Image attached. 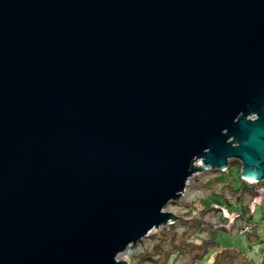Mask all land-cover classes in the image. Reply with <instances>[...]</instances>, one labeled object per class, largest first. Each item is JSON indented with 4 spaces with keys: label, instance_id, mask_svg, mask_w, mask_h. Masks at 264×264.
Segmentation results:
<instances>
[{
    "label": "water",
    "instance_id": "95a60500",
    "mask_svg": "<svg viewBox=\"0 0 264 264\" xmlns=\"http://www.w3.org/2000/svg\"><path fill=\"white\" fill-rule=\"evenodd\" d=\"M231 157L264 179V0H0V264H131Z\"/></svg>",
    "mask_w": 264,
    "mask_h": 264
},
{
    "label": "rangeland",
    "instance_id": "374dc122",
    "mask_svg": "<svg viewBox=\"0 0 264 264\" xmlns=\"http://www.w3.org/2000/svg\"><path fill=\"white\" fill-rule=\"evenodd\" d=\"M227 166L237 173L234 176L228 172L225 182L218 178V171H222L218 168L191 174L182 194L164 207L179 216L153 228L133 245L132 253L128 247L118 257L131 264H163L165 260V264H264V179L243 176V162L237 157L229 158ZM235 179L236 183L232 182ZM210 197L211 202L207 199ZM194 212L202 215L203 228L217 227V247L203 251L199 243L204 232L199 237L184 233ZM220 248L237 251L238 257L226 262ZM196 254L199 256L194 258Z\"/></svg>",
    "mask_w": 264,
    "mask_h": 264
},
{
    "label": "trees",
    "instance_id": "16d2710c",
    "mask_svg": "<svg viewBox=\"0 0 264 264\" xmlns=\"http://www.w3.org/2000/svg\"><path fill=\"white\" fill-rule=\"evenodd\" d=\"M218 172H219L218 178H220L222 180L221 182H225L226 181L225 180L226 179V174L228 172H229V174H232L234 176H235V173H237L235 171V168H230L228 166L224 170L218 171ZM240 180L243 181L244 178H241ZM235 181H236V179L233 180L232 182L236 183ZM231 185L233 186L234 184L232 183ZM207 199L210 201L211 200V197L210 198H207ZM218 199H220V198L218 197ZM191 214H194V216H191L192 223H191L190 227L188 228V230H186L184 233L186 235H190V236H193V237H196V236L199 237V236H201L200 235L201 232H204L205 235L200 237L201 238V241L199 243V245L203 247V251H207L210 248L217 247L218 243H217V240H216L215 235H214L217 227H215V228L214 227H211V228H208V229H206L205 227L203 228V226L205 225V223H204V220L202 218V215L196 214L195 212L194 213H191ZM189 215L190 214H188V216ZM220 249L219 250L223 254L222 257H224V261H226V262L231 257H233V256L234 257H238L237 256V253H238L237 251H234V250H231V249L230 250L229 249H222V248H220ZM226 251H228V252H226ZM240 255L246 256V254H244V253L243 254L240 253ZM197 256H199V254H196L194 258H196ZM167 258L169 259L170 258V255H168ZM247 258L249 259V262L252 261L249 257H247ZM241 260H242V257H241V259H239V261H241ZM165 263H166V260H165V262L163 264H165Z\"/></svg>",
    "mask_w": 264,
    "mask_h": 264
},
{
    "label": "built area",
    "instance_id": "2783aa9c",
    "mask_svg": "<svg viewBox=\"0 0 264 264\" xmlns=\"http://www.w3.org/2000/svg\"><path fill=\"white\" fill-rule=\"evenodd\" d=\"M206 169H209V168H206ZM196 171H201V170H196ZM189 178V177H188ZM187 184H188V179H187V181H186V186H187ZM186 186H185V188H186ZM185 188H184V190H185ZM183 192V191H182ZM182 192H181V194H182ZM171 222H173V220L172 219H169L166 223H171ZM150 231L151 230H149V232L147 233V235H149V233H150ZM146 235V236H147ZM119 256V255H118Z\"/></svg>",
    "mask_w": 264,
    "mask_h": 264
},
{
    "label": "bare ground",
    "instance_id": "6f19581e",
    "mask_svg": "<svg viewBox=\"0 0 264 264\" xmlns=\"http://www.w3.org/2000/svg\"><path fill=\"white\" fill-rule=\"evenodd\" d=\"M247 177H249V178H251V179H253L254 177H251V176H247Z\"/></svg>",
    "mask_w": 264,
    "mask_h": 264
}]
</instances>
